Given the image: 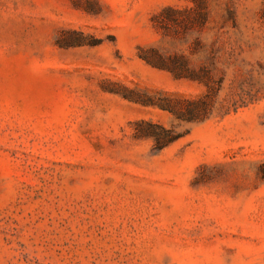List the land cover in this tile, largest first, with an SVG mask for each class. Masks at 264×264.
<instances>
[{"label": "rangeland", "instance_id": "obj_1", "mask_svg": "<svg viewBox=\"0 0 264 264\" xmlns=\"http://www.w3.org/2000/svg\"><path fill=\"white\" fill-rule=\"evenodd\" d=\"M0 264H264V0H0Z\"/></svg>", "mask_w": 264, "mask_h": 264}, {"label": "trees", "instance_id": "obj_2", "mask_svg": "<svg viewBox=\"0 0 264 264\" xmlns=\"http://www.w3.org/2000/svg\"><path fill=\"white\" fill-rule=\"evenodd\" d=\"M202 23V22H201ZM143 59L150 65L168 70L175 79H190L204 81L207 79V72L203 68L195 71L187 68V61L182 56H176L171 59H166L160 54L152 56L144 55ZM160 108L170 112L179 120H195L202 119L208 116L211 112V97L206 96L204 99L183 100L170 96H163L157 102H154ZM145 130H140L139 135L150 136L157 149H161L169 142L178 137L172 129H165L158 124L145 122Z\"/></svg>", "mask_w": 264, "mask_h": 264}]
</instances>
